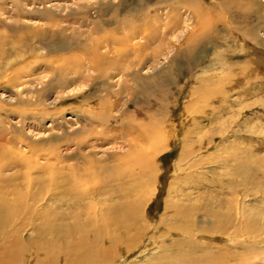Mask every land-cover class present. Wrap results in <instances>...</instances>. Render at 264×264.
Returning <instances> with one entry per match:
<instances>
[{"label":"rangeland","instance_id":"374dc122","mask_svg":"<svg viewBox=\"0 0 264 264\" xmlns=\"http://www.w3.org/2000/svg\"><path fill=\"white\" fill-rule=\"evenodd\" d=\"M194 9L200 10L197 20ZM31 29L39 33L38 38ZM57 30L62 34L49 36ZM190 32L197 35L194 43L185 41ZM0 37L9 52L0 59V152L14 147L9 137L14 148L39 144L46 150L48 140L61 135L55 140L58 152L68 157L60 164L62 179L70 174L68 167L80 168L76 175L82 186L93 187L96 176L104 173L97 174L88 159L105 158L121 144L122 139H117L121 122L133 120L170 133L168 147L159 153L154 168L157 175L146 209L151 223L163 214L170 181L180 175L175 171L178 165L188 168L192 182L200 184L198 190L183 188L200 207L211 199H233V194H219L216 188L219 177L232 174L235 165L242 168L238 181L249 179L251 193L257 186L264 189V0H0ZM101 37L127 38L129 44L123 47L112 40L114 44L99 49L100 53L110 50L108 55L113 57L111 50L121 48L118 52L125 50L126 56L119 60L115 55L104 73L87 66L74 82L70 83L74 74L64 77L66 88H48L56 73L53 66L61 64L55 61L53 49L62 45V57H69V51L85 57L77 47L82 49ZM135 44L142 45L139 51L138 46L133 49ZM17 63L22 65L17 76L9 74L8 65ZM186 106L191 118L200 117L191 121L184 113ZM87 108L106 114V120L97 119L90 130L78 132ZM182 149L186 155L178 162ZM259 194L257 199L250 196L255 198L252 202L250 197L238 199L259 207ZM12 206L19 210L22 204L15 201ZM201 214L196 213L198 220ZM208 242L217 253L229 250L221 235ZM152 243L146 240L123 264L137 255L135 264L143 262L140 250H149L147 259L153 258L159 246ZM256 260L253 264H264Z\"/></svg>","mask_w":264,"mask_h":264},{"label":"bare ground","instance_id":"6f19581e","mask_svg":"<svg viewBox=\"0 0 264 264\" xmlns=\"http://www.w3.org/2000/svg\"><path fill=\"white\" fill-rule=\"evenodd\" d=\"M192 11L195 13V15L193 13L195 19H199L200 10ZM130 27L134 28L132 25ZM31 30L33 37L38 38L39 33ZM56 34L61 35L62 32L57 30L49 36L53 37ZM196 37L197 35L190 32L185 41L191 40L194 43ZM112 40L119 46L129 44L127 38ZM112 40L109 37H101L82 49H79L80 46L77 47V51L82 52L85 57H77L72 51H69L71 52L69 57H62V45L53 49L56 53L55 61L61 64L53 66L56 73L54 81L48 88L60 86L62 89L66 88L63 85L64 77L72 73L74 77L70 83L74 82L81 78L83 74L81 71L87 66L99 71L100 74L104 73L107 67H111L112 61H115V55L119 60L126 56L125 50L118 52L121 48H112L111 53L114 56H110L111 58L108 55L110 50L106 53L99 52L100 48L109 46L110 42L113 43ZM3 45L0 37V59L9 53ZM141 46L135 44L132 47L135 50L137 47L139 51ZM62 61L66 62L63 68ZM17 65L16 67L8 65L9 74L18 73V68L22 65L19 63ZM211 96L215 97L213 94ZM91 109L93 110L87 108L85 115H81L83 124L78 132L90 130L89 127L96 125L97 119L106 120L104 117L106 114L102 115V112L96 114ZM184 110L189 118L192 113L188 106ZM218 115L221 116L220 113ZM198 117L200 116L190 119L193 121ZM113 121L116 122L117 119L114 118ZM181 126L183 129V125ZM117 136V139H122L121 144L114 146L115 148L106 153L105 158L88 159L90 167L95 169L97 174L104 173L101 174L104 175L101 178L96 174V183L93 187L82 186V181L76 175V171L80 169L78 167L75 171L68 167L70 174L62 179L63 166L60 164L68 157L62 158L58 152L55 140L62 139L61 135L46 139L49 142V145L47 144L49 148L46 150L42 149L43 147L40 149L42 145L38 146L39 144H25L24 149L19 146L14 148L16 146L14 139L7 138L14 147L0 152V264H116L119 261L123 264L125 257L137 251L146 240L153 242L154 246H159V251L153 258L151 256L147 259L151 252L140 250L139 254H142L140 256L145 255L140 264H229L231 261L246 264L256 258V263L264 260V189L261 190L257 186L251 193L249 179L238 181L237 177L242 168L238 169L235 165L232 174L225 173L219 177L221 181H218L216 191L218 190L219 194L225 191L233 194V199L230 197L231 200L224 202L222 198L217 197L218 199H211L208 203H203L204 207H200L194 204L196 200H191L190 192L183 189L184 187L197 189L200 184L192 182L191 175L187 173L188 168L178 165L179 170L177 168L174 170L177 173L179 171L178 174L181 176L171 179L163 214L157 222L151 223L146 209L153 192L152 182L157 175V169L154 168L159 153L168 147L170 133L162 127L156 129L132 120L125 124L121 122ZM176 136L177 131L174 132V137ZM105 140L107 138H103L102 141ZM79 144L81 141L78 142V146ZM123 147H127L125 151ZM185 155V150L182 149L178 162L183 161ZM6 171L13 172L6 174ZM228 175L235 180L227 179ZM261 175L264 177V173ZM258 191L262 196L258 200L259 207L247 205V200L239 201L241 196L256 197ZM251 197L250 201H255L253 200L255 198ZM15 201L22 204L19 210L12 206V202ZM11 210H15L13 215ZM198 212L202 213L199 220L196 217ZM28 229L32 231L26 232ZM219 235L228 243L225 247L230 251L217 253L218 249L208 242L215 240ZM200 247L208 249H203L200 254L197 252L201 250ZM138 256L129 264H135L139 260Z\"/></svg>","mask_w":264,"mask_h":264}]
</instances>
